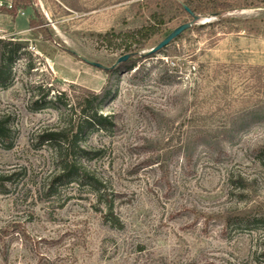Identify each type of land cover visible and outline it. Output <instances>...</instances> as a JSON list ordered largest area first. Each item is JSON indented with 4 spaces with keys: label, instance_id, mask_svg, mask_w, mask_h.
<instances>
[{
    "label": "rangeland",
    "instance_id": "rangeland-1",
    "mask_svg": "<svg viewBox=\"0 0 264 264\" xmlns=\"http://www.w3.org/2000/svg\"><path fill=\"white\" fill-rule=\"evenodd\" d=\"M184 1L32 0L0 14L13 44L0 48V264H264V0H190L196 25L131 71L81 61L112 66L123 50L97 35L162 14L145 53L190 20ZM104 92L114 126L79 138L88 178H55L39 136L68 131ZM63 103L74 110L61 116Z\"/></svg>",
    "mask_w": 264,
    "mask_h": 264
},
{
    "label": "trees",
    "instance_id": "trees-1",
    "mask_svg": "<svg viewBox=\"0 0 264 264\" xmlns=\"http://www.w3.org/2000/svg\"><path fill=\"white\" fill-rule=\"evenodd\" d=\"M31 3L32 0H24V4L22 5L19 0H12L11 8H3L2 12H4L8 16L15 17L17 12L20 10L21 6H25L27 8L31 5ZM201 3L202 2H200V4ZM183 5L186 6L192 12V14L196 16H199V14H201L198 8L194 5L193 1L187 0L183 3L177 4V9H179L182 13L189 17L190 20L192 19V17L184 10ZM164 24L165 22L163 15L153 13L151 14L149 20L138 29L118 33H115L114 31H109L105 34L97 35V39L101 42V44H104L108 47H112L116 44H119L118 47L123 50L122 55L132 54L137 50L143 49L153 37L162 34ZM169 33H167L162 39H164ZM180 36H178L176 39H178ZM159 42H157L156 44H158ZM11 45L13 44L10 42L0 40V48H6L7 46ZM166 49L167 47H165L162 51L157 54H164V51ZM155 55L156 54L150 55L148 57H155ZM133 58H130L126 62L122 63V66L126 67L127 72L133 70L136 66ZM5 64L6 63L4 61V58L1 55L0 82L2 81L4 75L3 69L5 67ZM158 65L160 67L162 65L163 67L160 68V72L158 73V75L161 78H164V76L169 70V65L166 63L164 64L162 61H159ZM142 72L143 70H140V74ZM106 73H113V71H109ZM108 96L110 97V92L94 94L91 95L90 98H86L82 101V103L78 104L79 119L75 122V125L70 127L68 131H59L56 133L46 132L42 133L39 136L40 142L49 144V146L53 150L54 158L60 169L56 174L55 178H77L75 179L77 181H82L83 179L88 178L79 165V161L83 158V155L86 154L85 149H83L79 145V138L86 131H89L91 129L95 131H104L114 126L111 116L103 115L102 113H100L99 110L102 102L105 98H108ZM62 97H64V94L56 96L54 100L49 103L53 106H59V104L62 102ZM58 110L60 111V115L63 116L66 113L72 112L74 108L68 103H63L62 106L58 107ZM6 133L7 131L4 128V125L0 123V141H2L1 138L6 137ZM90 185H92V183H90ZM254 221L264 223V217L259 216L258 218H254ZM112 222L116 225L119 224L116 218H112Z\"/></svg>",
    "mask_w": 264,
    "mask_h": 264
},
{
    "label": "water",
    "instance_id": "water-1",
    "mask_svg": "<svg viewBox=\"0 0 264 264\" xmlns=\"http://www.w3.org/2000/svg\"><path fill=\"white\" fill-rule=\"evenodd\" d=\"M184 10L192 17V19L186 23H183L177 27H175L164 39H162L158 44H156L155 46L151 47L150 49H148L145 53H138V52H134L132 54H125L120 56L115 63L110 66V67H104L98 63H94L91 61H88L87 59L81 58V61H83L84 63L101 69L105 72H109L114 70L118 65L126 62L128 59L133 58V57H148L150 55H154L159 53L160 51H162L165 47H168L178 36H180L182 33H184L185 31L189 30L190 28H192L193 26L196 25V23L199 21L200 17L196 16L194 14H192V12L183 5ZM219 13H214L210 15V18L215 19L219 16ZM204 21H208V19H205Z\"/></svg>",
    "mask_w": 264,
    "mask_h": 264
},
{
    "label": "built area",
    "instance_id": "built-area-1",
    "mask_svg": "<svg viewBox=\"0 0 264 264\" xmlns=\"http://www.w3.org/2000/svg\"><path fill=\"white\" fill-rule=\"evenodd\" d=\"M12 6V0H5L4 3H0V14L3 13L5 14L4 12H2V9L5 8V9H10ZM6 15V14H5ZM0 40H3L2 37H0Z\"/></svg>",
    "mask_w": 264,
    "mask_h": 264
}]
</instances>
